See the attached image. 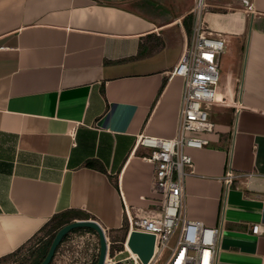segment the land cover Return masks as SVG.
Listing matches in <instances>:
<instances>
[{
  "label": "crops",
  "instance_id": "0c3cea01",
  "mask_svg": "<svg viewBox=\"0 0 264 264\" xmlns=\"http://www.w3.org/2000/svg\"><path fill=\"white\" fill-rule=\"evenodd\" d=\"M113 1L0 0V258L65 212L121 240L129 217L163 211L138 140L178 133L184 83L169 73L195 0ZM204 18L229 40L227 100L209 145L187 150L185 216L221 230L217 264H261L251 226L264 225V0H206ZM87 234L99 240L77 231L64 243Z\"/></svg>",
  "mask_w": 264,
  "mask_h": 264
},
{
  "label": "built area",
  "instance_id": "2783aa9c",
  "mask_svg": "<svg viewBox=\"0 0 264 264\" xmlns=\"http://www.w3.org/2000/svg\"><path fill=\"white\" fill-rule=\"evenodd\" d=\"M205 10L206 0H195L190 39L169 73L171 78H181L184 83L176 137H141L138 140L140 146L150 150L144 159L154 166L156 195L163 207L161 213L138 211L134 218L128 219L130 234L137 231L155 237L154 253L148 264H159L167 252L168 257L163 264H217L221 230L186 218L184 209L185 170L192 169L194 165L187 150L208 146L209 140L203 135L215 131L202 105L225 104L227 100L222 96L220 83L221 59L229 40L227 36L209 29L204 18ZM233 178L230 171L226 184L230 185ZM103 230L108 244L105 264H144L137 254L128 250V239L123 244L128 256L121 259H117L121 253L111 256L112 242L107 231ZM251 232L258 238H264V225L254 223ZM173 239L175 242L171 245ZM61 247L69 264H94L99 256L96 235L74 237L67 243L63 241ZM261 264H264V259Z\"/></svg>",
  "mask_w": 264,
  "mask_h": 264
},
{
  "label": "trees",
  "instance_id": "16d2710c",
  "mask_svg": "<svg viewBox=\"0 0 264 264\" xmlns=\"http://www.w3.org/2000/svg\"><path fill=\"white\" fill-rule=\"evenodd\" d=\"M187 29L189 32H191V27L188 21L186 20ZM95 220L93 217L89 216L86 213L82 212H65L60 215H56L53 219H51L42 229L41 231L33 237L27 245L24 247L19 248L17 251L13 252L12 254L0 258V264L5 263L6 261L12 260V259H19L22 256H26V253H29L30 256H28L23 260L21 264H41L44 258L47 255V252L49 250V247L51 245L52 240L54 239L56 233L63 228L64 226L73 223L74 220ZM90 231L89 229H78L73 231ZM69 236V235H68ZM67 236V237H68ZM67 237L64 239V241L67 239ZM108 237L110 241L112 242L110 255L114 256L116 253L124 251V243L126 241L125 238L119 239L114 235L113 232L109 231ZM54 264V261L52 262ZM94 264H97V261L94 262Z\"/></svg>",
  "mask_w": 264,
  "mask_h": 264
},
{
  "label": "water",
  "instance_id": "95a60500",
  "mask_svg": "<svg viewBox=\"0 0 264 264\" xmlns=\"http://www.w3.org/2000/svg\"><path fill=\"white\" fill-rule=\"evenodd\" d=\"M78 229H89L98 235L99 256L97 264H105L108 253L107 237L100 224L93 220H77L61 228L52 240L47 255L41 264H52L54 257L64 239L73 231ZM127 246L132 253L139 256L144 264H148L154 253L155 237L150 234L134 231L131 232L128 238Z\"/></svg>",
  "mask_w": 264,
  "mask_h": 264
},
{
  "label": "rangeland",
  "instance_id": "374dc122",
  "mask_svg": "<svg viewBox=\"0 0 264 264\" xmlns=\"http://www.w3.org/2000/svg\"><path fill=\"white\" fill-rule=\"evenodd\" d=\"M113 2H116V3L119 2L120 3V1H117V0H114ZM202 109L207 112L209 120H212L213 116H214V118H216L218 120V117H221L222 112H223V111H221L220 108H218V106L216 104H203ZM79 236L80 235H78L77 237H79ZM174 242H175V240L173 239V241L171 242V245H173ZM27 254H28V256H30L29 253H26L25 254L26 256H24V257L22 256L19 259H12V260L6 261L5 263H2V264H21L23 262V260L27 257ZM123 257L124 256H119L118 259H121ZM167 257H168V252L165 253V255L160 260L159 264H163L166 261Z\"/></svg>",
  "mask_w": 264,
  "mask_h": 264
},
{
  "label": "bare ground",
  "instance_id": "6f19581e",
  "mask_svg": "<svg viewBox=\"0 0 264 264\" xmlns=\"http://www.w3.org/2000/svg\"><path fill=\"white\" fill-rule=\"evenodd\" d=\"M130 252H131V250L130 249H128Z\"/></svg>",
  "mask_w": 264,
  "mask_h": 264
}]
</instances>
